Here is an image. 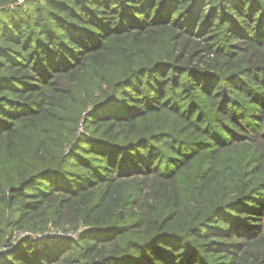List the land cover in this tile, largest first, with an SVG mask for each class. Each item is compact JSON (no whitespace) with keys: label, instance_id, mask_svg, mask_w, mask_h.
<instances>
[{"label":"trees","instance_id":"16d2710c","mask_svg":"<svg viewBox=\"0 0 264 264\" xmlns=\"http://www.w3.org/2000/svg\"><path fill=\"white\" fill-rule=\"evenodd\" d=\"M0 264H264V0H0Z\"/></svg>","mask_w":264,"mask_h":264},{"label":"water","instance_id":"95a60500","mask_svg":"<svg viewBox=\"0 0 264 264\" xmlns=\"http://www.w3.org/2000/svg\"><path fill=\"white\" fill-rule=\"evenodd\" d=\"M9 250L8 249H6V250H3V251H0V253H6V252H8Z\"/></svg>","mask_w":264,"mask_h":264},{"label":"built area","instance_id":"2783aa9c","mask_svg":"<svg viewBox=\"0 0 264 264\" xmlns=\"http://www.w3.org/2000/svg\"><path fill=\"white\" fill-rule=\"evenodd\" d=\"M19 2H23L24 0H18Z\"/></svg>","mask_w":264,"mask_h":264}]
</instances>
